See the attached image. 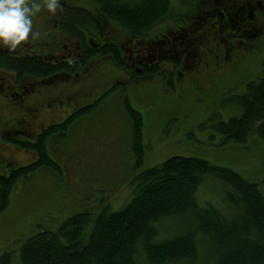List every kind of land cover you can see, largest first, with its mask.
Masks as SVG:
<instances>
[{
	"label": "trees",
	"instance_id": "obj_1",
	"mask_svg": "<svg viewBox=\"0 0 264 264\" xmlns=\"http://www.w3.org/2000/svg\"><path fill=\"white\" fill-rule=\"evenodd\" d=\"M38 2L42 7L33 16V30L42 26L39 35L0 55V72L16 74L17 80L8 74L9 91L28 85L33 81L24 82V78L33 77L38 81L29 97L33 101L63 100L55 108L76 105L58 122L37 121L34 112L22 110L20 98L7 107L8 113L16 114L12 120L11 116L0 117V131L15 127L19 119V135L29 138L14 142L35 157L27 164L13 165L15 168L0 165V210L9 203L20 178L49 167L61 173L69 188L64 206L72 213L56 230L45 228L28 237L21 245L19 261L13 260L11 251H5L0 264H202V253L207 254L204 264H264V192L259 183L197 156L173 155L144 167L151 151L145 134L149 114L145 122L143 110L131 101L130 91L123 97L128 129L132 130L127 149L131 154L124 166L133 171L125 183L129 196L117 205L118 210L112 209L114 201L110 199L116 179L112 177L109 188L91 181L92 172L100 173L92 164V150L73 155L62 147L74 124L86 114L91 116L114 86L153 77H159L162 89L170 83L177 98L167 110L168 119L163 104V117L152 121L158 130L157 143L172 128L179 131L183 113L180 100L191 96L201 101L204 94L214 93L227 96L245 80L246 91L238 95L242 111L216 124L222 135L220 143H247L253 135L264 139V0H180L181 4L178 0H59L55 13L47 9L46 0ZM54 16L59 26L50 29ZM62 31L85 45L82 60L60 62L48 56L49 43ZM100 58H107L123 72L115 70L119 77L99 94L83 99L84 92L70 95L62 88L71 76L85 73L90 62ZM136 67L145 68L137 71ZM254 70L261 74L250 78ZM138 85L136 96L142 94L138 88L143 87ZM155 101L156 97L140 104L146 114L149 108L145 105ZM100 122H104L103 114L84 122L81 131L87 132L91 124ZM44 124L38 135L32 133ZM120 132L121 128L118 133L113 130L108 138L124 137ZM51 140L59 145H49ZM107 169L112 172V168ZM208 175L226 183L224 200L218 207L202 206L196 198L200 184L210 179ZM74 184L81 186L76 190L83 194L79 201L72 197ZM86 225H90L89 232L83 233Z\"/></svg>",
	"mask_w": 264,
	"mask_h": 264
},
{
	"label": "rangeland",
	"instance_id": "obj_2",
	"mask_svg": "<svg viewBox=\"0 0 264 264\" xmlns=\"http://www.w3.org/2000/svg\"><path fill=\"white\" fill-rule=\"evenodd\" d=\"M178 1L181 4L180 0ZM180 9L183 10V6L180 5ZM259 56L260 53L256 55L255 59L257 60ZM106 59L100 58L91 61L85 73L75 77L71 76V79L66 83L67 86H62V88L68 89L70 95L84 92L83 99H87L88 96L94 93L99 94L104 87L109 85L116 77H119L115 74V70L123 72L122 68L116 64L113 66L112 62ZM255 71H252L254 75L250 78L261 74L259 71H256V73ZM153 78L148 81L141 80L140 82L127 81L125 84L114 86L91 116L86 114L74 124L66 142L62 144L63 149L73 155L78 152L83 153L85 149L92 150L91 154L94 155L92 164L98 168L96 170L100 171V173H96L91 170L93 173L90 177L92 182L109 188L112 177L116 179H114L115 183H112L115 190L110 189L112 190L110 199L114 201V208L112 207V209L118 210L117 207L122 205L120 203L129 196L127 195L129 191L125 183L129 178L130 167L127 166V172L124 165L127 156L131 154L127 149L131 144L132 130L128 129L130 120L124 111L123 100V97L129 91L134 106L143 110L145 122L148 114L150 116H148V123L145 124V128L147 127L145 134L149 141L148 148L151 151L145 157L144 167L153 166L173 155L197 156L209 160L212 164L232 168L249 181L259 183L260 189L264 192V139L253 135L247 143L231 142L221 144L222 135L216 128L219 121L228 120L231 116L240 114L242 111V107L238 103V95L246 91L247 81L239 83L227 96L214 93L204 94L201 101L192 99L191 96L180 100L179 103L182 105L180 106V112L184 114L182 113L180 116L182 121L179 131L177 132L175 128H172L173 131L164 135V140L161 143H157L155 130H158L155 126L152 127V121L157 122L163 117V114L168 119L167 110L174 105L177 98L170 90L172 87L170 83V86L162 89L164 86L159 77ZM27 81L38 83L37 79L33 77H25L24 82ZM136 85L143 87L138 88L142 91L139 96H136V89H134ZM144 88H156V91ZM155 97V102L145 105L149 108L146 114L144 106L140 104L145 103V101L150 102ZM163 98L164 101L162 102ZM79 101L80 99L76 102ZM163 104L164 113L161 114ZM75 105L69 103L51 112L41 111L36 120L42 118L48 122H58L59 119L72 111ZM15 114L8 113L7 107L0 108V117L11 116L9 119L12 120ZM100 114H103L104 122H100L99 125L96 124L95 126L91 124V129L87 131L90 133L81 131L84 122L87 124ZM185 114L188 115L183 118ZM120 128V134L124 137L114 136L108 138L113 130L118 133ZM36 129L39 131L40 127L37 126L33 133ZM49 145L55 147L59 144L51 140ZM114 146L116 148H113ZM6 147L8 148L7 144ZM5 154L9 159V165H18L19 163V165H24L35 157L31 151L17 147L7 149ZM121 155L126 156L125 159H120ZM107 168H112V172L107 171ZM57 171L44 167L35 170L28 178H20L15 184L10 194L9 203L4 209L0 210V255L5 251H11L13 260L15 262L19 261L21 245L28 237L45 228L56 230L63 219L69 215L71 216L72 210L64 206L68 201L66 196L69 188L63 183L61 173ZM131 171L130 174H132ZM207 178L210 179L204 180L196 191L197 201L202 206L212 204L218 207L223 203L226 183L210 175ZM69 179L71 181L73 179L71 173H69ZM74 185L75 187L71 189L73 190L72 197L74 201H79L83 194L76 190L80 189L81 186L80 184ZM129 185H132L131 182ZM68 205L75 208L72 204ZM90 220H93L92 216H90ZM89 229L90 225H86L83 233ZM161 239H164V237ZM63 240L65 241L64 238ZM206 258L207 254L202 253V264L207 262ZM209 264L211 263L209 262Z\"/></svg>",
	"mask_w": 264,
	"mask_h": 264
},
{
	"label": "flooded vegetation",
	"instance_id": "obj_3",
	"mask_svg": "<svg viewBox=\"0 0 264 264\" xmlns=\"http://www.w3.org/2000/svg\"><path fill=\"white\" fill-rule=\"evenodd\" d=\"M259 5L262 7V2L258 1ZM254 8V7H252ZM253 10V9H252ZM254 15V13H251ZM51 25L48 26L50 29L57 28L58 25V18L57 16H54L52 19V22L49 23ZM53 42L49 43L51 46L48 48L50 53L48 56L53 55L54 58L62 62V60L65 61H71V60H82L83 58H80V56L83 55V53L87 50L85 48L84 44H81V41H79L77 38H72L67 33H64L62 31L58 38L52 39ZM9 49L6 45H0V55L8 54ZM83 57V56H82ZM136 64V63H133ZM137 71H142L145 67H136ZM7 70L0 72V108L2 107H8L10 103L14 104L15 99H19L20 105L22 107V110L28 112L31 114V112H34L35 118L40 114L41 111L51 112L52 110L56 109V103L57 102H63V100H55V101H49V102H41V100H32V98H29L31 94L34 92L35 88L33 87L35 85V82H31L28 85L24 84L23 87H19V90H7L6 82L9 80ZM56 75V74H55ZM13 76V80H17L16 74H11ZM59 76V75H58ZM56 77V76H52ZM21 95V97H19ZM12 99L11 100L9 99ZM18 102V104H19ZM38 112V114H37ZM19 119L16 120L15 127L12 126L9 130H2L0 131V165H6V163H10L9 159L7 157V149L11 147H18L17 144H15L14 140H22L23 138H29L28 136L19 135L20 130L19 128H16L18 126ZM45 124L40 127L39 131H35L34 134L38 135L44 128ZM27 125L24 127L26 129ZM24 129V130H25ZM35 128H33L34 130ZM28 132V131H27ZM24 132V133H27ZM33 133V132H32ZM6 144L8 145V148L6 147ZM17 166V165H16ZM12 168H15V166L12 165ZM9 173V172H8ZM2 174V173H0Z\"/></svg>",
	"mask_w": 264,
	"mask_h": 264
},
{
	"label": "clouds",
	"instance_id": "obj_4",
	"mask_svg": "<svg viewBox=\"0 0 264 264\" xmlns=\"http://www.w3.org/2000/svg\"><path fill=\"white\" fill-rule=\"evenodd\" d=\"M58 6L59 0H46L50 12L55 13ZM41 7L38 0H32V3L28 0H0V45L13 50L21 42L38 36L39 33L33 30V16Z\"/></svg>",
	"mask_w": 264,
	"mask_h": 264
},
{
	"label": "bare ground",
	"instance_id": "obj_5",
	"mask_svg": "<svg viewBox=\"0 0 264 264\" xmlns=\"http://www.w3.org/2000/svg\"><path fill=\"white\" fill-rule=\"evenodd\" d=\"M70 92V91H69ZM251 138V137H250Z\"/></svg>",
	"mask_w": 264,
	"mask_h": 264
}]
</instances>
